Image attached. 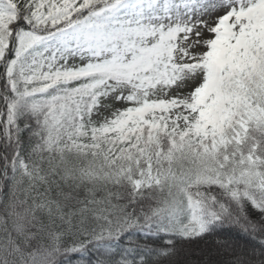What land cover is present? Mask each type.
<instances>
[{
  "label": "snow or ice",
  "instance_id": "6c2138e0",
  "mask_svg": "<svg viewBox=\"0 0 264 264\" xmlns=\"http://www.w3.org/2000/svg\"><path fill=\"white\" fill-rule=\"evenodd\" d=\"M0 264H264V0H0Z\"/></svg>",
  "mask_w": 264,
  "mask_h": 264
}]
</instances>
